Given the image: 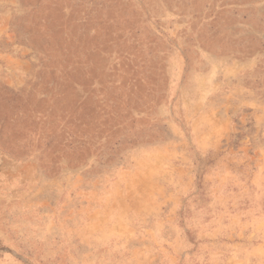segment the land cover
<instances>
[{
	"label": "rangeland",
	"instance_id": "1",
	"mask_svg": "<svg viewBox=\"0 0 264 264\" xmlns=\"http://www.w3.org/2000/svg\"><path fill=\"white\" fill-rule=\"evenodd\" d=\"M0 264H264V0H0Z\"/></svg>",
	"mask_w": 264,
	"mask_h": 264
}]
</instances>
